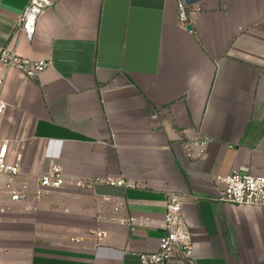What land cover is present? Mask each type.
I'll use <instances>...</instances> for the list:
<instances>
[{
    "label": "crops",
    "instance_id": "crops-1",
    "mask_svg": "<svg viewBox=\"0 0 264 264\" xmlns=\"http://www.w3.org/2000/svg\"><path fill=\"white\" fill-rule=\"evenodd\" d=\"M28 1L0 0V47L51 62L33 79L0 65L18 180L53 162L95 182L1 192L0 264H140L169 192L193 255L166 264L263 261L264 208L214 199V176L264 174V0H51L31 40Z\"/></svg>",
    "mask_w": 264,
    "mask_h": 264
},
{
    "label": "built area",
    "instance_id": "built-area-1",
    "mask_svg": "<svg viewBox=\"0 0 264 264\" xmlns=\"http://www.w3.org/2000/svg\"><path fill=\"white\" fill-rule=\"evenodd\" d=\"M51 0H29L18 19V29L27 39H32L37 20L51 5ZM50 60L34 59L20 55L15 46L7 44L0 47V65L5 71L17 69L28 78L38 77L49 65ZM4 77H0V193L7 191L13 201L26 200L31 192L39 199L44 189H60L65 185L89 187L92 179H77L65 175L59 163H53L41 173H32L36 183L32 187L18 177L24 173V150L16 151L11 138L2 130V116L7 109V102L2 97ZM111 185L123 186V180H109ZM217 195L214 199L247 209L264 208V174H254L244 167L228 175L214 176ZM164 235L159 239L156 250L139 253L140 264H166L169 260L189 259L193 255V237L181 211L178 194L169 192L164 200ZM134 220V218H131ZM98 238L107 236V231L97 230Z\"/></svg>",
    "mask_w": 264,
    "mask_h": 264
},
{
    "label": "water",
    "instance_id": "water-1",
    "mask_svg": "<svg viewBox=\"0 0 264 264\" xmlns=\"http://www.w3.org/2000/svg\"><path fill=\"white\" fill-rule=\"evenodd\" d=\"M257 264H264V260H263V261H261V262H259V263H257Z\"/></svg>",
    "mask_w": 264,
    "mask_h": 264
}]
</instances>
